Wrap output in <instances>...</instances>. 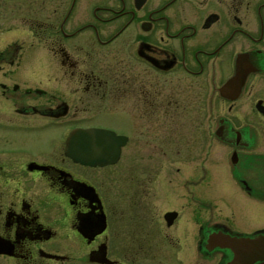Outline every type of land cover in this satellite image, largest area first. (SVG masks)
I'll return each instance as SVG.
<instances>
[{
    "label": "flooded vegetation",
    "instance_id": "af4514ba",
    "mask_svg": "<svg viewBox=\"0 0 264 264\" xmlns=\"http://www.w3.org/2000/svg\"><path fill=\"white\" fill-rule=\"evenodd\" d=\"M0 20V65L28 42L45 55L0 66V121L22 131L0 147V264H227L233 251L210 249L211 233L264 230V0H0ZM78 128L126 137L121 157L75 161ZM180 132L206 160L223 144L249 195L240 210L259 216L249 230L200 220L191 191L201 223L177 225L173 207L161 224V149Z\"/></svg>",
    "mask_w": 264,
    "mask_h": 264
},
{
    "label": "rangeland",
    "instance_id": "374dc122",
    "mask_svg": "<svg viewBox=\"0 0 264 264\" xmlns=\"http://www.w3.org/2000/svg\"><path fill=\"white\" fill-rule=\"evenodd\" d=\"M7 24H3L0 20V30H4L0 36V49L4 47L9 37L6 30ZM31 43L28 42L25 49L21 53L14 56V64L12 62H3L0 66H20L19 70H27L28 67L32 66H43L45 62L44 52H37L30 49ZM37 70V69H35ZM39 71V70H38ZM42 72V70H41ZM29 80L34 79L39 72L28 71ZM163 121H161L162 123ZM172 121H165L164 123L169 124ZM182 130L190 131L196 128L195 123H190L184 127V122H181ZM180 128L179 125H175L174 128ZM166 129L164 124H161V145L166 142L163 140L166 135L164 132ZM20 127L11 124H6L0 121V147L4 146L5 136H12L14 133H21ZM22 134L19 135L21 137ZM183 134L180 132L175 133L169 144L171 148L167 149L166 152L161 149V188L166 187L164 190V195L161 199V224L166 228V221L164 219V214L169 208L175 207L182 208L183 218L181 222L177 225L184 224H199L200 222H195L190 217L191 212L190 207V191L193 195L192 198L196 199L195 204L197 205L196 213L198 212V217L200 220H207L208 218H213L217 220H228L229 223L245 227L244 230H249L246 228L249 225H255V218L258 219L255 207H252V213H245L242 211L243 204L245 203V198L249 195L245 190L239 185L235 177H232V169L228 168L225 170V147L221 142L214 138V147L212 152V157L206 160V153L201 151H191L190 145H185L190 141L188 138H182ZM182 138V139H181ZM2 140V141H1ZM192 142L188 144H192ZM173 145V146H172ZM261 150H264V144H261ZM1 150V149H0ZM190 152V153H189ZM211 162H210V161ZM123 158L121 160V167L123 166ZM204 167L211 168V172H203ZM258 169L263 168L258 165ZM263 170V169H262ZM166 178H172L171 180H166ZM189 178L190 180H185ZM163 180H165L163 182ZM165 183V185H163ZM185 183H190L186 187ZM162 190V189H161ZM163 193V192H162ZM237 202V206L232 204ZM193 203V208H195ZM230 205V206H228ZM233 211V212H232ZM251 218H250V217ZM254 219V220H253ZM176 224V222H175Z\"/></svg>",
    "mask_w": 264,
    "mask_h": 264
},
{
    "label": "water",
    "instance_id": "95a60500",
    "mask_svg": "<svg viewBox=\"0 0 264 264\" xmlns=\"http://www.w3.org/2000/svg\"><path fill=\"white\" fill-rule=\"evenodd\" d=\"M125 143L126 137L109 129L78 128L68 138L67 155L84 164L113 163L121 157V148ZM177 216V211H168L165 214L167 224L172 225ZM208 247L230 248L234 255L227 264H255L264 261V230L256 236L213 232Z\"/></svg>",
    "mask_w": 264,
    "mask_h": 264
}]
</instances>
